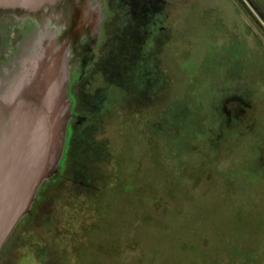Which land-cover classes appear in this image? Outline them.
I'll list each match as a JSON object with an SVG mask.
<instances>
[{"label":"rangeland","instance_id":"obj_1","mask_svg":"<svg viewBox=\"0 0 264 264\" xmlns=\"http://www.w3.org/2000/svg\"><path fill=\"white\" fill-rule=\"evenodd\" d=\"M104 7L112 45L80 85L70 171L4 264H241L242 252L262 253L264 0Z\"/></svg>","mask_w":264,"mask_h":264},{"label":"water","instance_id":"obj_2","mask_svg":"<svg viewBox=\"0 0 264 264\" xmlns=\"http://www.w3.org/2000/svg\"><path fill=\"white\" fill-rule=\"evenodd\" d=\"M104 9L102 0H0V261L62 171L72 65L95 57Z\"/></svg>","mask_w":264,"mask_h":264},{"label":"flooded vegetation","instance_id":"obj_3","mask_svg":"<svg viewBox=\"0 0 264 264\" xmlns=\"http://www.w3.org/2000/svg\"><path fill=\"white\" fill-rule=\"evenodd\" d=\"M108 1L109 0H104V3L107 4ZM144 1L148 2V4L154 3L157 1H161L164 3V0H144ZM105 9H104V11H105ZM108 17H109V12L106 11V14L104 16V20L102 23V38L98 41V45H112L111 42H108L107 40H105L107 38L105 37L104 31H103V26L108 21ZM94 62H95V57L89 62V65H86L84 67L82 64H80V62H78L79 64H77V67L74 70H72V72H71V83H70V87H69V95L72 98L73 118L71 119L70 124H69L68 136L71 133L73 135H75V137H76V135H78L77 131L79 130L78 127L80 126L79 120L81 119V116H82L80 113L81 111L79 110V107L82 104V102L80 101L79 96H78V95H80L79 94L80 93V85L83 82V79L86 78L87 76H89L91 71H93ZM75 137L70 138V140L67 141L68 142V148H70V146L72 145V142L75 139ZM66 146H67V144H66ZM68 154H69V150H68ZM48 187H42L38 191V198H37L36 203L34 204L33 211L31 213V215L28 216L27 218H25L24 220L20 221L18 223V225L16 226L14 232L11 234L10 240H8V243H7V245L10 244L8 246L10 248H8V251H7V254L5 257L6 262H7V258L10 257L12 255V253L14 252L15 246L12 245L14 240L18 241V239L21 238L20 234H18L20 229L22 227H25V226L30 224L31 220L34 219L35 213H36V215L38 213L39 214L42 213L43 208H44V206H42V202L46 198V196L49 194V192L45 191L48 189Z\"/></svg>","mask_w":264,"mask_h":264},{"label":"trees","instance_id":"obj_4","mask_svg":"<svg viewBox=\"0 0 264 264\" xmlns=\"http://www.w3.org/2000/svg\"><path fill=\"white\" fill-rule=\"evenodd\" d=\"M103 49V45H98V48L96 49L95 51V62H94V65H97L98 62L100 63V53ZM75 137V135H73L72 133L68 136L67 138V141L70 140V138H73ZM67 146H66V150H65V155H64V159H63V162H62V171L59 175V177L54 180V181H50L48 183H45L43 187H50L52 184L56 183L57 181L61 180V179H64L67 177L69 171H70V155L68 154V142L66 143ZM24 220V219H23ZM232 232V231H231ZM230 232V233H231ZM226 235V234H225ZM223 237V240H227L226 237ZM264 237V235H263ZM10 240V237L9 239ZM7 243L8 241L6 242V244L4 245V251H3V256L1 258V261H0V264H4L5 260H6V254H7V251H8V247H7ZM237 257L236 259H233L232 261V264H234L236 261H237ZM239 260H241V264H264V246H263V249H262V253H256L253 254L251 252H242V255H241V258H239Z\"/></svg>","mask_w":264,"mask_h":264}]
</instances>
